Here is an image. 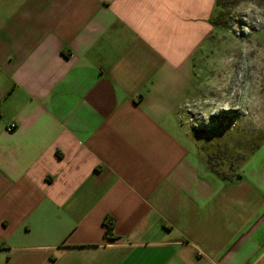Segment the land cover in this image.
Segmentation results:
<instances>
[{
	"label": "crops",
	"instance_id": "crops-1",
	"mask_svg": "<svg viewBox=\"0 0 264 264\" xmlns=\"http://www.w3.org/2000/svg\"><path fill=\"white\" fill-rule=\"evenodd\" d=\"M214 4L0 0V264H264V137L222 180L181 117Z\"/></svg>",
	"mask_w": 264,
	"mask_h": 264
},
{
	"label": "rangeland",
	"instance_id": "rangeland-1",
	"mask_svg": "<svg viewBox=\"0 0 264 264\" xmlns=\"http://www.w3.org/2000/svg\"><path fill=\"white\" fill-rule=\"evenodd\" d=\"M226 12L223 25L212 22L213 33L198 60L197 75L204 70L207 78L222 81L228 90H202V98L182 104L181 117L196 134L198 153L217 159L230 173L228 160L239 164L264 137V19L257 18L264 17V0H246ZM257 94L261 106L252 97ZM205 96L207 101L212 97V109L188 111L203 106Z\"/></svg>",
	"mask_w": 264,
	"mask_h": 264
},
{
	"label": "trees",
	"instance_id": "trees-1",
	"mask_svg": "<svg viewBox=\"0 0 264 264\" xmlns=\"http://www.w3.org/2000/svg\"><path fill=\"white\" fill-rule=\"evenodd\" d=\"M243 1L246 0H215L214 15L216 16L212 19V22L216 25H220V24L223 25V21H221V19L227 13L226 10L235 8V6H237L240 2ZM254 148H252L249 151V153L252 152ZM245 157H243L240 160L239 164L237 165L235 164V161H233L232 159L228 160L227 166L229 167L228 169L230 173H228L226 170L222 168L221 163H219L217 159L216 160L212 158L208 159V167L215 175H217L222 180L229 181L233 179H238L240 178L239 167L242 161L245 159ZM104 225H105L104 235L111 237L113 235L112 231L114 226L112 218L105 217Z\"/></svg>",
	"mask_w": 264,
	"mask_h": 264
},
{
	"label": "built area",
	"instance_id": "built-area-1",
	"mask_svg": "<svg viewBox=\"0 0 264 264\" xmlns=\"http://www.w3.org/2000/svg\"><path fill=\"white\" fill-rule=\"evenodd\" d=\"M15 128V124H10L7 128L8 131H12Z\"/></svg>",
	"mask_w": 264,
	"mask_h": 264
},
{
	"label": "clouds",
	"instance_id": "clouds-1",
	"mask_svg": "<svg viewBox=\"0 0 264 264\" xmlns=\"http://www.w3.org/2000/svg\"><path fill=\"white\" fill-rule=\"evenodd\" d=\"M252 7H254V6H252ZM257 18H258V19H264V17H261V16H259V15H257Z\"/></svg>",
	"mask_w": 264,
	"mask_h": 264
}]
</instances>
